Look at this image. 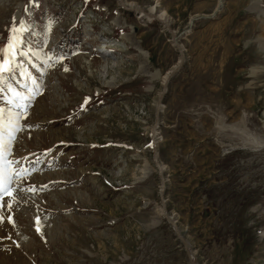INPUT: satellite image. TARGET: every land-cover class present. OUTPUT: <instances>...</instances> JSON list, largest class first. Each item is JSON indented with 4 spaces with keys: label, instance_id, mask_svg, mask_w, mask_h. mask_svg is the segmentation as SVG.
<instances>
[{
    "label": "rangeland",
    "instance_id": "374dc122",
    "mask_svg": "<svg viewBox=\"0 0 264 264\" xmlns=\"http://www.w3.org/2000/svg\"><path fill=\"white\" fill-rule=\"evenodd\" d=\"M159 1L176 34L219 10L178 38L185 59L158 108L181 54L168 22L139 14L157 0H0V48L15 24L19 47L37 50L4 74L0 107L9 83L44 88L13 141L36 190L19 193L12 222L4 212L0 264H190L158 210L153 144L198 262L264 264V0Z\"/></svg>",
    "mask_w": 264,
    "mask_h": 264
},
{
    "label": "snow or ice",
    "instance_id": "6c2138e0",
    "mask_svg": "<svg viewBox=\"0 0 264 264\" xmlns=\"http://www.w3.org/2000/svg\"><path fill=\"white\" fill-rule=\"evenodd\" d=\"M24 20H20V25H24ZM13 31L23 32V27L17 29L16 25L10 29V34L7 38V43L3 48H0V53L3 54L0 58V85L5 83V73L14 72L17 67H22L23 62L17 61V56H27L29 52L37 53V50L28 48H20L21 41L14 35ZM53 59L52 54L46 55L44 63L49 64L50 60ZM55 59L63 60L64 56L61 54ZM67 70V69H65ZM24 75V72H21ZM28 79L31 81L27 85V90L21 92L14 88L12 84L7 85V96L6 99L10 105L7 109V115H5L4 108L0 107V221L5 219L4 212L7 211V220L13 221L11 210L13 208V202L17 199L19 193L27 191L34 192L36 190L33 187H22L26 185V178L29 176L32 169L11 157L13 151V141L17 138V133L20 132L21 128H29L31 125L28 123L27 118L29 117V109L32 107L35 98L41 94L43 85L36 79H33L30 75ZM5 89L0 87V92H4ZM90 97H85L80 107L83 108L88 102ZM23 121V124L21 123ZM64 143V141H59ZM51 148L45 149V153H50ZM41 189L46 185L40 186ZM7 198V199H6ZM5 205L7 206L5 208ZM37 226L36 232L41 233V218H36Z\"/></svg>",
    "mask_w": 264,
    "mask_h": 264
},
{
    "label": "bare ground",
    "instance_id": "6f19581e",
    "mask_svg": "<svg viewBox=\"0 0 264 264\" xmlns=\"http://www.w3.org/2000/svg\"><path fill=\"white\" fill-rule=\"evenodd\" d=\"M157 4L156 5H151L150 7H148V8H142V7H139L140 8V16L143 18V17H145V18H148L150 21H152L153 19H157L158 21H160V22H168L167 20V12L165 11V10H162V11H160V12H158V10H157V5H159V3H160V1L159 0H157ZM219 3H220V5H221V1H219ZM136 4L132 1H130V2H128L127 4H125L124 6L125 7H132V6H135ZM219 5V4H218ZM137 7V6H136ZM135 8V7H134ZM255 8V7H254ZM191 22V21H190ZM164 23V24H165ZM167 27H168V29H169V31H170V25H169V22L168 23H166L165 24ZM174 33H175V37L177 38V35L178 34H176V32L174 31ZM179 38V37H178ZM172 41L174 42V44L176 45V41H175V39H173V37H172ZM177 48H179V51H182L183 52V49H182V47H181V45H180V43H179V41H178V39H177ZM180 45V46H179ZM117 46V45H116ZM121 48V47H120ZM120 52V51H119ZM184 53V52H183ZM181 54V53H180ZM98 58H100V57H98ZM101 58H102V56H101ZM107 60V59H106ZM101 62V61H100ZM180 62H181V55H180V57H179V60H178V62L177 63H175L174 64V66H172V68L171 69H169L164 75H163V77H162V89H161V91H160V94H159V96L157 97V99H156V103L155 104H158L157 105V107L159 108L160 107V101H161V99H162V97H163V95H164V93L166 92V89H167V84H168V81L170 80V76H171V74H173V72H174V70L180 65ZM122 64L121 63H117V65L116 66H114V64H112V65H108L107 66V64H106V67H107V69H110V67H111V69H116V70H119V71H125L124 69H129V67H130V65H129V67L128 68H122V66H121ZM92 79V78H91ZM44 89V88H43ZM35 119H37V118H35ZM34 121V120H33ZM39 125V124H38ZM45 126V125H44ZM153 130V129H152ZM41 132V131H40ZM39 132V133H40ZM154 132V131H153ZM41 133H43V132H41ZM154 140V139H153ZM156 140V139H155ZM156 144H157V141H156ZM155 144H153V146H154ZM155 147H156V145H155ZM157 152V151H156ZM161 166H162V170H164V165H162L161 164ZM158 171H159V169H158ZM52 175V174H51ZM50 174L48 175V176H50V177H52ZM36 176H38V175H35V176H33V178L34 177H36ZM41 177V176H40ZM60 178H62V177H60ZM40 179V178H39ZM161 179V178H160ZM42 182H43V180H42ZM55 183H56V181H55ZM54 185H56V184H54ZM160 188H162V183H161V185H160ZM159 212L161 213V214H163L164 215V217H165V219L167 220V218H166V214L164 213V211H167L166 210V205L163 207L162 205L159 207ZM51 212V211H50ZM170 215V214H169ZM170 216H172V215H170ZM173 217V216H172ZM174 229V228H173ZM193 253V252H192ZM222 254V253H221ZM194 255V254H193ZM220 255V254H219ZM195 257V256H194Z\"/></svg>",
    "mask_w": 264,
    "mask_h": 264
},
{
    "label": "water",
    "instance_id": "95a60500",
    "mask_svg": "<svg viewBox=\"0 0 264 264\" xmlns=\"http://www.w3.org/2000/svg\"><path fill=\"white\" fill-rule=\"evenodd\" d=\"M219 10V9H218ZM218 10H215V12L212 14V15H215V13L218 11ZM212 15H199L197 17H194L192 18L191 22H190V26L185 29L183 32H187L190 30L191 26L193 25V23L195 22V20H198L200 18H203V17H208V16H212ZM182 32V33H183ZM170 33H171V36L173 37V39H175L176 41V45L178 44L177 43V39L178 37H180V35L182 33H179L177 35V38L175 37V33H174V30L170 28ZM178 46V45H177ZM180 46V45H179ZM181 53V62H180V65L174 70L173 74H171V76H173L178 70H180V68L182 67L183 65V62H184V59H185V56H184V53L182 51H180ZM170 76V77H171ZM154 149H155V152H154V160H155V164L157 166V168L159 169V173H160V177H161V183H162V189H161V198H162V206L164 207L166 205V201L164 199V189H165V177L163 175V170H162V166H161V163L159 162V159H158V153L156 152V147L154 145ZM167 210V209H166ZM164 213L166 214V218H167V221L169 222V224L174 228V231L175 233L177 234V236L179 237V239L181 240L182 244L184 245L185 249H186V253H187V256H188V259H189V262L190 264H200L198 262V260L196 259V257H194L193 255V250L191 248V245H190V242L188 241V239L182 234V231L180 230V228L178 227V224L176 223V221L174 220V218L172 216L169 215V211H164Z\"/></svg>",
    "mask_w": 264,
    "mask_h": 264
}]
</instances>
